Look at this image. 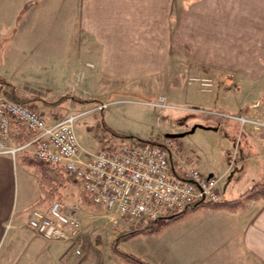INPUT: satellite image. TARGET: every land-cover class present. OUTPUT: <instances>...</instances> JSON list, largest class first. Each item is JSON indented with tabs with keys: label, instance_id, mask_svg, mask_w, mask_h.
Listing matches in <instances>:
<instances>
[{
	"label": "crops",
	"instance_id": "0c3cea01",
	"mask_svg": "<svg viewBox=\"0 0 264 264\" xmlns=\"http://www.w3.org/2000/svg\"><path fill=\"white\" fill-rule=\"evenodd\" d=\"M60 3L72 6L75 63L80 65L85 57H95L96 65L108 72L109 78L128 80L138 87L150 85L146 94L132 88L123 92L130 96L124 100L147 103L161 95L169 98L173 89L170 85L189 91L197 84L194 77L213 79L212 89L218 86L214 101L220 104L219 110L225 108L221 104L232 93L236 99L234 111H238L234 116L245 115L263 124H243L237 117L227 118L229 113L220 112L222 119L218 118L214 127L204 124L212 130L211 137L218 139L217 148L206 156L213 163L207 160L202 164L194 149L186 154L199 168L203 167V172L222 176V200L237 198L264 179V0H0V75L21 96L38 94L50 100L44 98L45 90L55 85L40 72L46 66L50 68L48 44L30 33L28 17L36 8L45 10ZM35 38L38 42H33ZM180 41H184L181 46H186L185 52L178 51ZM179 54L191 58L194 65L180 61ZM63 62L56 61L51 66L58 68V80ZM93 64L90 58L86 62L89 67ZM169 65L167 87L152 94L158 79L154 74L169 70ZM80 68L74 69L75 76L80 77ZM150 78L154 80L148 81ZM244 88L255 89L248 100L241 99ZM112 93L121 92L113 91L107 96ZM107 96L90 98L107 100ZM69 104L72 109L82 106ZM42 108L40 112L49 122L74 113L71 110L62 115L64 106ZM105 123L109 124L107 120ZM110 127L123 135L141 137ZM142 137L157 140L152 135ZM79 140L88 150L100 148L85 135H80ZM42 195L34 167L24 164L20 156L0 154V264L121 263L109 261L98 247L83 246L76 254L69 243L46 240L31 229L27 223L32 208L46 203H39ZM242 201L234 210L201 205L169 224L185 225L190 246L204 257H212L216 250H234L239 264H264V197ZM129 226L138 227L129 224L125 228ZM141 234L149 233L131 237ZM78 255L82 256L69 258ZM153 260L149 258L157 264Z\"/></svg>",
	"mask_w": 264,
	"mask_h": 264
},
{
	"label": "rangeland",
	"instance_id": "374dc122",
	"mask_svg": "<svg viewBox=\"0 0 264 264\" xmlns=\"http://www.w3.org/2000/svg\"><path fill=\"white\" fill-rule=\"evenodd\" d=\"M72 11L70 4L60 3L51 5L49 8L46 7L45 10L36 8L29 14L28 23L30 25V33L40 39H44L45 45L48 44V52H50L48 58L50 68L44 64L46 68L43 71L40 70V72L43 77L50 78L52 81L50 84L55 86L50 91L45 90L46 95L44 98L50 100L41 99L38 94H30L23 96L30 100L26 101V103L38 111H42L43 105L55 107L56 109L59 106H64L65 110L61 111L62 115L71 110L74 113L83 111L74 121L77 137L79 139L80 135H85L87 140L91 141L92 139L94 145L96 144L100 148L113 147L124 140V138L114 134L106 127L104 122L107 120L108 125L115 129L130 131L141 135V137L152 135L157 138L155 141H164L166 137H173L175 142L182 148L183 154L188 155L186 153L194 149L197 152L196 156L200 157L198 159L202 164L205 165L207 160L208 163H213L211 159H206V156H208V151L217 148L218 139L211 137L213 135L212 130H208L204 124L208 122L214 127L216 121L218 123V118L222 119V116H218L220 112L222 114L229 113L226 115L227 118H234V114L238 113V111H234L236 99L233 94H230V101L226 100L224 105L221 104L225 108L219 110L217 107H220V104H216L214 101V92L218 86L215 85L211 92H205L200 90V80L194 79L197 84H195V87H190L189 91L179 85H170L173 88L171 90L172 95H169L167 101L172 106L161 107L153 106L150 104L151 101L139 103L124 100L129 99L130 96L123 92L129 91L132 88L136 92H144L146 94V92H149L148 86L150 85L138 87L133 86L128 80L121 82L113 77L109 78L108 72L102 71L96 65L95 57H85V60L83 59L80 65L79 62L75 63V39L73 36L75 24L72 22ZM26 24L22 29L19 28V32L23 31ZM33 42H38V40L35 38ZM181 44H184V41H180L178 51L185 52L186 46H181ZM35 47H38V45H35ZM29 53L30 51L26 57H28ZM55 57L58 58L56 61L61 62L64 60L63 70L59 68L61 70L59 80L57 79V76L59 77L58 68L56 66L54 68L51 67L52 65H56ZM178 57L183 63L194 65V61L191 58L180 54ZM89 58L94 62L90 67L86 66ZM66 59L68 60L66 61ZM69 62L72 63L70 68L69 66L66 67V64ZM79 67H81L80 77L75 76L76 72H73L74 69L76 70ZM168 68L169 70L163 73L154 74L158 79L156 85L153 84L152 86V94H156L158 88L161 90L167 87L170 65ZM55 71H57L56 74ZM68 73L70 74L68 75ZM81 74L83 75L82 77ZM0 78L8 82L1 75ZM152 79L154 80V78L147 80L152 81ZM5 88V85H0V92L6 94ZM254 90V88H244L241 93V99L248 100ZM113 91H119L121 93H112L111 97L107 96ZM66 94L71 95V97L79 96V98H69L59 104H50ZM97 96H107L108 99L97 100L90 98ZM139 98L137 97L136 99ZM148 98H151L150 100L152 101L155 99L153 95H149ZM68 100L71 101L69 103H81L82 106L72 109L67 102ZM145 100L143 99V101ZM104 102H107V106L100 109V104ZM230 134L233 135L232 132ZM22 156L34 158L31 152ZM200 169L203 170V167ZM56 198L64 200L69 207H77V214L81 220L82 229L74 245H77L80 249L83 246L88 249L98 247L105 255L107 254L104 257L110 258L109 261L118 260L121 262L120 264H131V262H127L112 251L111 243L117 233L127 225L134 224L135 226H142L149 220H134L130 217L115 213L104 206L86 201L85 192L80 184L69 183L65 188L61 189V194L46 201L45 205H48ZM160 221L164 222L165 219H161ZM121 247L147 260L153 258V261L157 262V264H239V259L234 250H216L215 255L212 257H204L201 251H195L190 246L185 225L173 226L172 224H168L165 229L162 228L157 233H149L148 235L141 234L128 238L122 242ZM81 256L78 255L69 258L76 259Z\"/></svg>",
	"mask_w": 264,
	"mask_h": 264
},
{
	"label": "built area",
	"instance_id": "2783aa9c",
	"mask_svg": "<svg viewBox=\"0 0 264 264\" xmlns=\"http://www.w3.org/2000/svg\"><path fill=\"white\" fill-rule=\"evenodd\" d=\"M201 90L210 91L211 77H197ZM153 106H171L161 95ZM107 106V102L99 108ZM80 113H70L49 122L37 109L0 92V154L17 157L31 152L44 162L62 165L74 172L76 180L91 199L107 209L134 220H152L178 213L196 203L221 201L222 176L203 172L183 154L173 137L164 141L129 138L96 152L82 146L74 127ZM244 123L263 124L245 115L233 116ZM14 123L32 131L33 137L17 142ZM27 225L46 240L74 245L82 229L77 207L62 199L47 207H34ZM80 254L81 249L75 247Z\"/></svg>",
	"mask_w": 264,
	"mask_h": 264
},
{
	"label": "trees",
	"instance_id": "16d2710c",
	"mask_svg": "<svg viewBox=\"0 0 264 264\" xmlns=\"http://www.w3.org/2000/svg\"><path fill=\"white\" fill-rule=\"evenodd\" d=\"M0 85H5L6 94L14 99L17 102H24L30 101L27 97H23L18 95L15 92L14 85L12 83L7 82L5 79L0 78ZM69 98H79V96H73L66 94L61 96L59 99L50 103L51 105L59 104L66 101ZM104 124L108 129H110L114 134L127 139L130 138L129 135H123L112 129L108 126L105 122ZM15 126V127H14ZM12 137L17 142H24L33 137L32 131L27 129L24 125L20 123H15L12 128ZM138 139H147L142 137H136ZM152 140V139H147ZM21 161L24 164L34 167L36 173L39 175V186L42 192V197L39 201L46 202L56 195L61 194V189L65 188L69 183L79 184V182L75 178L74 172L66 169L62 165H54L37 158H33L30 156H22ZM84 191V190H83ZM85 192V191H84ZM264 197V179L261 181L256 182L250 188L246 189L239 197L230 199V200H221L216 203H196L185 210L173 213V214H165L159 218L149 220L146 224L138 227H127L125 229L120 230L116 237L113 239L111 246L112 251L116 253L118 256L122 257L124 260L129 261L134 264H154L151 261L139 256L135 253L126 251L120 247V242L139 233H153L159 232L165 224H169L171 222L177 221L185 216V214L190 211L194 210L201 205H213L217 208H228L230 210H234L237 207L242 205L243 198H262ZM85 200L91 201V197L85 192ZM95 204V203H94ZM161 219H165L164 222H161Z\"/></svg>",
	"mask_w": 264,
	"mask_h": 264
},
{
	"label": "water",
	"instance_id": "95a60500",
	"mask_svg": "<svg viewBox=\"0 0 264 264\" xmlns=\"http://www.w3.org/2000/svg\"><path fill=\"white\" fill-rule=\"evenodd\" d=\"M194 130V129H193Z\"/></svg>",
	"mask_w": 264,
	"mask_h": 264
}]
</instances>
